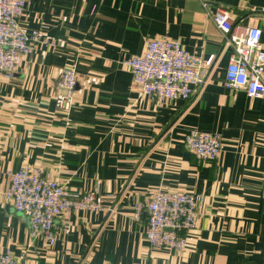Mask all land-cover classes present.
<instances>
[{
    "label": "crops",
    "instance_id": "obj_1",
    "mask_svg": "<svg viewBox=\"0 0 264 264\" xmlns=\"http://www.w3.org/2000/svg\"><path fill=\"white\" fill-rule=\"evenodd\" d=\"M28 0L21 17L39 42L13 78L0 74V251L22 264H264V99L225 86L233 47L210 14L236 30L257 26L264 0ZM171 38L204 59L206 82L188 100L157 105L125 61L151 39ZM77 73L74 107L57 109L60 71ZM192 130L221 135L212 161L183 143ZM39 166L104 209L59 219L50 247L4 198L8 171ZM202 199L185 250L150 246L135 204L157 190Z\"/></svg>",
    "mask_w": 264,
    "mask_h": 264
},
{
    "label": "built area",
    "instance_id": "obj_2",
    "mask_svg": "<svg viewBox=\"0 0 264 264\" xmlns=\"http://www.w3.org/2000/svg\"><path fill=\"white\" fill-rule=\"evenodd\" d=\"M27 3L28 0H0V74L7 78L15 76L25 56L35 50L37 43H54L39 32L29 35L22 27L21 17ZM202 4L208 12L210 3L204 0ZM210 15L223 31L226 44L233 47L225 86L243 89L250 97L264 99L261 28L251 26L237 31L229 12L222 8ZM214 61V56L204 59L192 54L177 40L157 38L149 40L145 51L127 59L125 64L143 93L161 105L168 99L192 98L206 82ZM77 83L75 68L65 67L60 71L55 96L57 109H73ZM183 143L206 161L217 159L225 149L221 135L208 131L192 130L184 136ZM7 173L10 182L3 194L7 204L24 214L32 236L41 235L50 247L57 239L59 219L68 225L72 210L104 209L94 192L71 193L62 182L45 175L39 166L25 165ZM201 201L193 193L157 189L137 202L135 215L145 219V234L150 246L185 250L187 237L179 232L195 229ZM0 264L22 262L9 251H0Z\"/></svg>",
    "mask_w": 264,
    "mask_h": 264
},
{
    "label": "water",
    "instance_id": "obj_3",
    "mask_svg": "<svg viewBox=\"0 0 264 264\" xmlns=\"http://www.w3.org/2000/svg\"><path fill=\"white\" fill-rule=\"evenodd\" d=\"M168 230H170V231H171L172 229H171V228H168Z\"/></svg>",
    "mask_w": 264,
    "mask_h": 264
}]
</instances>
